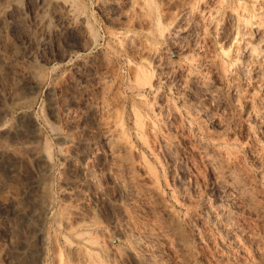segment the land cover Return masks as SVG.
<instances>
[{"label":"bare ground","instance_id":"6f19581e","mask_svg":"<svg viewBox=\"0 0 264 264\" xmlns=\"http://www.w3.org/2000/svg\"><path fill=\"white\" fill-rule=\"evenodd\" d=\"M9 1L0 0V264H49L50 259L51 264H197L188 256L191 239H195L192 234H199L197 227L188 218L195 231L191 227V234L176 235L175 208L166 201L160 175L144 151L171 146L167 133L171 124L161 117L171 112L177 119L179 113L170 103L163 106L160 94L146 97L141 92L156 89L164 67L169 69L163 45L185 38L192 26L206 27L222 10L226 25L214 27L227 44L220 55L203 58L190 43L191 54L174 69L182 79L179 93L187 95L183 103L196 115L197 90L216 89L204 73L206 67L220 79L234 77L236 83L248 75L249 84L256 85L264 47L247 43L245 37L254 31L264 37V0H181L179 8L173 7L175 0H113L115 20L128 21L133 27L121 32L118 42L141 61L133 66L141 107H132L133 126L129 128L122 98L112 89H97L95 97L86 93L81 102L72 96L63 110L51 100L47 123L57 149L41 142L32 112L20 115L22 129L3 126L23 98V90H29L23 88H34L31 78L35 76L32 69L21 71L5 89L4 69L32 64L41 49L47 51L56 43L68 47L90 43L93 31L77 0H26L24 7L16 2L5 8ZM48 7L50 14L43 16ZM96 80L101 83V78ZM253 102L246 100V108L254 109ZM204 111L209 110L205 107ZM253 113L261 116L263 112L256 108ZM67 152L80 161L67 157ZM206 161L215 163L209 156ZM58 164L66 168L56 179ZM238 171L232 161L224 162L217 183L226 186L231 180L241 202L264 213L263 181L249 188ZM55 180L60 205L54 222L59 232L52 235L46 225L54 205L51 187ZM248 229L233 226L226 230V237L240 245ZM259 238L256 234L252 241ZM163 244L169 247L167 255L161 250Z\"/></svg>","mask_w":264,"mask_h":264},{"label":"rangeland","instance_id":"374dc122","mask_svg":"<svg viewBox=\"0 0 264 264\" xmlns=\"http://www.w3.org/2000/svg\"><path fill=\"white\" fill-rule=\"evenodd\" d=\"M25 1L10 0L4 5L9 8L11 4L20 2L19 5L24 7ZM53 1L50 0L51 3ZM112 1L77 0L89 29L93 31L90 43L69 47L64 42L56 43L57 46L54 44L47 51L41 49L42 52L39 51L37 60L32 64L26 63L22 67L13 65L4 69L5 89L12 84V78L17 73L30 69L35 71V76L31 78L34 88H23L29 90H23V98L5 118L4 127L22 129L20 115L32 112L41 142H48L57 149L47 123L49 101H57L59 109L63 110L69 104L70 97L75 96L81 102L86 93L95 97L99 92L97 89H112L115 96L122 98V112L125 113L129 128L133 126L132 107H141L133 66L141 61L126 52L118 42L120 33L133 27L128 21L123 23L115 20L116 10L110 5ZM180 5L181 0H175L173 7L179 8ZM50 12L48 7L43 16H48ZM162 12H165V7H162ZM225 25V11L222 10L206 27L192 26L185 38H175L163 45L166 51L164 62L169 69L164 67L162 80L156 89H145L141 93L146 97L160 94L163 106H167V103L174 105L179 117L174 118L171 112H164L161 117L171 124L167 132L173 142L171 146H155L152 150L144 151L160 175L166 201L175 208L174 227L179 225L176 226V235L181 238L183 232L191 234V230L195 231L197 227L195 233L199 234H192L195 239H191L189 245L188 256L192 261L197 264H264V213L253 211L242 203L233 190L234 186L230 185L231 180L226 186L216 181L221 165L232 161L238 172L245 176L249 188H255L256 181L260 186L262 181L264 184V61H261L263 67L258 83L253 86L249 84L248 75L236 83L232 76L220 79L212 69L204 68L207 78L215 83L216 89H211L215 98L210 97L211 90H197L198 98L194 101L198 109L196 115L190 111L189 104L184 105L183 98L187 95L179 93L182 79L174 73V69H179L186 56L191 54L190 43L196 46L203 58L220 55L221 48L227 44L215 33L214 27L224 29ZM245 41L264 47V37L255 31L248 32ZM245 52L243 48V55ZM146 63L153 71L152 65ZM96 77L101 78L100 84ZM246 100L254 101V109L262 110V115L257 116L253 113L254 109L246 108ZM205 107L209 111L205 112ZM89 126L92 132H96L91 123ZM149 143L154 144L152 139ZM66 155L80 161L69 152ZM208 156L215 163H208ZM64 168L66 165L58 164L56 179ZM51 188L55 200L46 228L52 235H57L59 225L55 222L60 202L56 180ZM191 217L195 228L193 225L189 227L188 218ZM233 226L250 229L242 236L240 245L235 244L236 240L234 242L226 237V230ZM255 233L260 238L252 241ZM110 235L116 240L113 233ZM59 244L63 246V241L60 240ZM161 250L167 255L168 245L163 244ZM221 256L225 258L223 261ZM51 263L52 259L49 260Z\"/></svg>","mask_w":264,"mask_h":264}]
</instances>
